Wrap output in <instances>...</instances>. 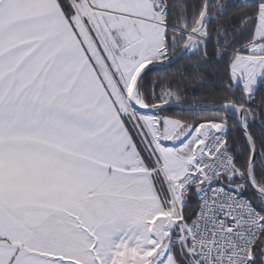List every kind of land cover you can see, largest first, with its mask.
I'll list each match as a JSON object with an SVG mask.
<instances>
[{
    "label": "snow or ice",
    "instance_id": "6c2138e0",
    "mask_svg": "<svg viewBox=\"0 0 264 264\" xmlns=\"http://www.w3.org/2000/svg\"><path fill=\"white\" fill-rule=\"evenodd\" d=\"M0 264H264V0H0Z\"/></svg>",
    "mask_w": 264,
    "mask_h": 264
},
{
    "label": "trees",
    "instance_id": "16d2710c",
    "mask_svg": "<svg viewBox=\"0 0 264 264\" xmlns=\"http://www.w3.org/2000/svg\"><path fill=\"white\" fill-rule=\"evenodd\" d=\"M187 103L188 104H191V103H193V101L192 100H188Z\"/></svg>",
    "mask_w": 264,
    "mask_h": 264
}]
</instances>
